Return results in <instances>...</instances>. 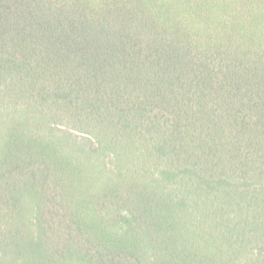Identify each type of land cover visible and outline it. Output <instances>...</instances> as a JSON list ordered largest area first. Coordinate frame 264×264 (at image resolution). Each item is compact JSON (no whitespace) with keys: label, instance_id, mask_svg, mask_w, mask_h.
<instances>
[{"label":"trees","instance_id":"trees-1","mask_svg":"<svg viewBox=\"0 0 264 264\" xmlns=\"http://www.w3.org/2000/svg\"><path fill=\"white\" fill-rule=\"evenodd\" d=\"M0 264H264V0H0Z\"/></svg>","mask_w":264,"mask_h":264},{"label":"rangeland","instance_id":"rangeland-1","mask_svg":"<svg viewBox=\"0 0 264 264\" xmlns=\"http://www.w3.org/2000/svg\"><path fill=\"white\" fill-rule=\"evenodd\" d=\"M31 214L33 215V213L31 212Z\"/></svg>","mask_w":264,"mask_h":264}]
</instances>
